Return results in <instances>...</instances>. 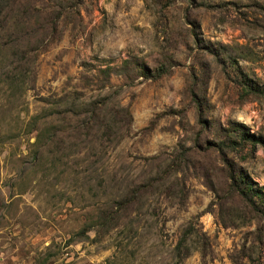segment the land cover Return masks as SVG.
Segmentation results:
<instances>
[{"label":"rangeland","instance_id":"374dc122","mask_svg":"<svg viewBox=\"0 0 264 264\" xmlns=\"http://www.w3.org/2000/svg\"><path fill=\"white\" fill-rule=\"evenodd\" d=\"M245 78L264 0H0V264H264L211 145L264 191Z\"/></svg>","mask_w":264,"mask_h":264},{"label":"trees","instance_id":"16d2710c","mask_svg":"<svg viewBox=\"0 0 264 264\" xmlns=\"http://www.w3.org/2000/svg\"><path fill=\"white\" fill-rule=\"evenodd\" d=\"M164 70L157 68V72L153 76L160 75ZM241 85L243 89L241 90L244 94L246 93H264V88L258 87L256 83H252L249 79H242ZM102 102V101H101ZM100 101L93 100L91 102L89 113L96 112ZM234 136L233 138H228L226 140H219L214 142L212 147L218 151L223 157V162L226 168V177L228 179V188L231 189L239 196L246 207L253 213L258 219L264 221V191L263 186L257 184L256 181L252 180L247 173L237 170L229 159L224 157L225 150H235L243 146L245 143L253 144V140L257 141L258 138H254L252 134L243 131L242 127L234 126L233 128ZM210 144V143H209ZM187 232L184 230L182 236L179 238L176 244V249L178 251L179 247L184 243Z\"/></svg>","mask_w":264,"mask_h":264}]
</instances>
